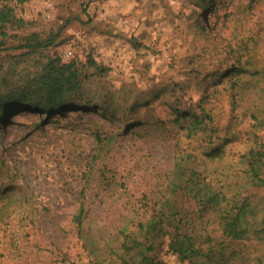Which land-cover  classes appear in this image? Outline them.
I'll return each mask as SVG.
<instances>
[{
    "label": "rangeland",
    "instance_id": "1",
    "mask_svg": "<svg viewBox=\"0 0 264 264\" xmlns=\"http://www.w3.org/2000/svg\"><path fill=\"white\" fill-rule=\"evenodd\" d=\"M2 2L27 25L8 29L17 37L7 40L0 74L39 72L40 62L53 54L64 63L77 59L88 76L84 91L96 105L107 101L114 110L106 117L95 108L67 112L44 125V115L15 112L0 122V264L116 261L122 233L143 240L138 225L165 199L173 200L169 190L182 156H189L185 167L207 170L264 200V187L248 184L239 162L254 135L264 142V87L237 93L224 83L213 91L207 76L231 63L223 49L248 38L256 41L251 52L264 69V0H211L201 9L194 0ZM31 33L58 38L14 64L11 56L25 52L15 49L22 43L17 38ZM135 99L145 105L128 112ZM200 103L211 111L215 131L188 137L175 112H197ZM225 139L223 160L213 162L206 152ZM81 206L78 229L74 218ZM194 228L200 247L223 248L227 264H264V243L226 238L214 216ZM154 254L188 264L164 245Z\"/></svg>",
    "mask_w": 264,
    "mask_h": 264
},
{
    "label": "trees",
    "instance_id": "2",
    "mask_svg": "<svg viewBox=\"0 0 264 264\" xmlns=\"http://www.w3.org/2000/svg\"><path fill=\"white\" fill-rule=\"evenodd\" d=\"M194 1L195 7L199 9L211 2ZM26 25L27 22L18 18L12 7L0 0V60H3V54L7 51L8 38L17 37L8 34V29H23ZM201 29L204 30L203 27ZM57 38L58 35H51L41 39L34 33L20 36L17 39L22 43L15 49L25 52L11 56V59L18 60L14 64L24 62L23 57L53 47ZM255 43L256 41L250 38L242 39L237 45H229L228 49H223L230 57L231 63L227 67L208 71L207 76L211 77L213 91L218 90L224 83L228 84L230 91L237 93L261 83L264 87V69H258L251 52ZM79 64L77 59L64 63L60 57L53 54L40 62L39 72L19 74L11 69L0 74V122L5 123L15 112H29L44 115L40 120L44 125L48 124L53 116L85 111L87 108H95L106 117V114L114 109L107 101L96 105L93 98L84 91V82L88 76L84 68L80 69ZM89 65L102 74L103 68L90 58ZM237 95L232 96L235 98ZM205 96L209 103L211 93ZM145 102L139 103L138 99H135L127 108L128 112H136ZM198 108L197 112L193 109H177L174 121L185 130L188 137L200 133L210 137L215 131H212V113L201 103ZM260 125H264V122ZM228 142V139H225L213 146L206 152V156L213 162L222 161L224 147ZM188 160L189 156L177 159L176 180L169 190L173 200L165 199L144 225H138V234L143 240L140 241L136 234L122 233L123 240L118 248L121 254L114 251L116 261L111 260L108 264H170L154 254L160 245H164L166 253L175 256L181 263L227 264L223 248L215 253L211 249H202L198 243L194 226L207 216L217 218L224 236L230 240L253 238L264 243V200L257 201L254 195H246L239 186L226 183L229 182L227 180L222 182L221 178L212 176L207 170L205 172L185 167L183 162ZM239 162L247 183L264 187V142L259 136L254 135L249 150L240 155ZM84 216L85 212L81 206L74 218L78 229L82 226ZM93 264L104 262L94 261Z\"/></svg>",
    "mask_w": 264,
    "mask_h": 264
},
{
    "label": "built area",
    "instance_id": "3",
    "mask_svg": "<svg viewBox=\"0 0 264 264\" xmlns=\"http://www.w3.org/2000/svg\"><path fill=\"white\" fill-rule=\"evenodd\" d=\"M68 56V55H67ZM263 138H264V133H263Z\"/></svg>",
    "mask_w": 264,
    "mask_h": 264
}]
</instances>
